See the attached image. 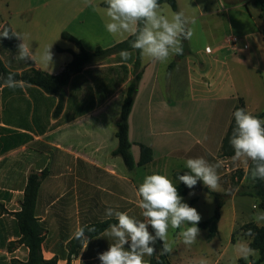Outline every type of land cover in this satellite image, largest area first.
I'll return each mask as SVG.
<instances>
[{
	"label": "crops",
	"instance_id": "obj_1",
	"mask_svg": "<svg viewBox=\"0 0 264 264\" xmlns=\"http://www.w3.org/2000/svg\"><path fill=\"white\" fill-rule=\"evenodd\" d=\"M217 1L218 8H213L202 0H177L179 12L190 21L195 20L190 25L193 35L182 40L187 45L182 57L173 55L161 63L142 55V78L129 119V136L133 146L139 148V144H144L153 150V161L144 167L130 171L120 156L113 155L119 143L116 124L134 79V51L127 61L117 54L87 65L72 76L59 116L54 115L59 103L55 95L29 84L23 89L0 85V194L13 192L4 187L6 178L23 180L19 208L8 214L11 222L5 220L0 206V252L9 264L13 259L28 258L25 246L11 244L19 240L13 213L21 209L32 173L45 169L49 172L42 181L36 207V216L46 230L43 255L45 259L56 258L59 264H67L68 244L78 228L115 219L106 215L108 208L142 220L137 189L144 177L159 173L178 186L174 173L189 171L185 161L195 157L219 165V187L215 191L198 181L202 189L188 188L183 197L200 213V223L220 212L218 234L209 241H216L223 227L229 229L227 246L219 251L214 264H222L230 245L249 247L250 238L237 235L235 242L232 239L244 225L256 224L253 218L258 208L253 205L250 209L253 198L234 191L226 206L218 209L216 200L205 190L221 195L229 192L230 177L236 168L244 171L243 186L252 188L264 183L248 178V165L242 161L220 158L239 99L244 100L248 112L264 119V20L253 0L246 1V10L243 4H237L244 0ZM104 2L0 0V32L8 26L22 33L32 59H17L22 41L15 37L8 39V45L0 38V58L14 72L36 69L58 75L73 60L70 51H79L74 43L62 39L64 32L75 36L91 52L127 40L132 35L107 32ZM226 2L234 5L226 6ZM171 9L163 4L159 11L171 18ZM196 33L203 40L201 44L196 42ZM50 46L53 60L46 64L42 53ZM132 151L138 161L140 149ZM257 226L264 227V222ZM149 231L152 232L150 227ZM106 239L109 238L101 234L89 240L71 264H101L98 254L108 249L109 245H104ZM19 251H23V258L17 256ZM150 258L144 257L147 264ZM258 258L259 252L245 260L240 252L237 264H253Z\"/></svg>",
	"mask_w": 264,
	"mask_h": 264
},
{
	"label": "clouds",
	"instance_id": "obj_2",
	"mask_svg": "<svg viewBox=\"0 0 264 264\" xmlns=\"http://www.w3.org/2000/svg\"><path fill=\"white\" fill-rule=\"evenodd\" d=\"M91 4V0H85ZM104 13L107 17L105 27L108 33L117 35L128 33L135 38L130 47L139 50L141 55L165 63L173 55L183 54L182 40L190 39L193 29L190 26L195 20H189L183 12L174 13L171 18L160 13L159 0H105ZM15 37L22 42L18 45L17 59L26 62L32 59V51L25 43V37L18 31L7 27L0 32V38ZM122 61H127L131 53L120 52ZM42 60L51 64L53 54L51 46L42 53ZM3 86L10 89L25 88L28 82L17 80L15 74L9 73ZM235 127L232 130L230 144L234 149L233 161H242L248 167L246 174L252 181H264V119H260L245 108H238L233 113ZM218 164L209 163L203 157L188 158L185 168L189 171L178 176L187 188L193 189L198 181L215 191L219 187L220 176ZM193 193H190L192 195ZM138 207L142 220L130 216L125 211L113 208L106 210L108 217H114L104 229L103 236L111 241L106 251L98 254L101 264H147L145 256L156 254L154 245L162 241L160 254H168L173 250V241H169V229L179 230L182 243L191 246L200 235L198 224L201 215L197 209L184 202L176 185L166 175L152 173L146 175L137 189ZM254 222H264V211L254 216ZM149 227L153 232L149 231ZM88 231H95L89 228ZM247 235H252L251 230ZM75 237L82 242H89L85 228L80 227ZM127 246V247H126ZM239 251L245 260L258 256V251L251 247H240Z\"/></svg>",
	"mask_w": 264,
	"mask_h": 264
},
{
	"label": "trees",
	"instance_id": "obj_3",
	"mask_svg": "<svg viewBox=\"0 0 264 264\" xmlns=\"http://www.w3.org/2000/svg\"><path fill=\"white\" fill-rule=\"evenodd\" d=\"M254 5L261 11V18L264 20V0H253ZM160 6L163 4H168L172 10L177 13L179 12L177 0H159ZM106 7L105 2L102 4ZM10 29V27L5 26ZM4 27V28H5ZM134 36H130L127 40L114 45L111 48L103 49L97 48L95 51L86 50L79 39L75 36L64 32L62 34V39L72 42L78 48V52L70 51L73 55V60L67 64L64 70L58 75H52L44 71L30 69L22 73L14 72L9 70L2 59L0 58V85L3 84L4 79L9 73L15 74L17 80L26 81L29 85H34L41 88L44 92L50 95H55L59 99L58 106L55 110L54 115L59 116L64 108V103L66 99V86L70 81L71 77L81 73L87 65L94 64L103 61L109 57L120 54L122 50H127L129 52L134 51L136 53V59L133 66L134 79L130 83L124 103L122 106L121 116L116 124L117 132L116 137L118 139V147L114 150V156H120L126 167L132 171L137 167H144L153 161V150L144 145L139 144L140 158L136 161L132 155V142L129 136V119L133 111L136 96L138 93L139 83L142 78V55L139 50L132 49L130 47ZM2 42L8 45V39L1 38ZM187 45H183V54L187 51ZM60 51L61 49L58 48ZM179 55V57H182ZM173 64L170 69L173 68ZM238 108H245V102L243 99H239L237 105L235 106L233 113ZM259 118V116H257ZM235 127V119L233 116L231 125L223 140L220 158H232L234 156V149L230 144V138L232 135V130ZM49 172L47 169L42 172L32 173L27 180V184L24 190L23 200L21 202V209L18 212L13 213L16 224H17V235L19 240L13 242L11 246L15 244L25 246L29 253L26 261H21L18 259H13L11 264H59L58 259H45L43 255L42 245L46 239V230L39 222L36 216V207L39 197V192L41 188L42 181L48 176ZM183 175L182 173H174V177L178 180V176ZM244 178V171L241 168H236L231 174V190L224 195L212 192L210 190H205L211 197H213L217 202L218 209H221L225 200L228 199L234 191H237L238 195L257 197L261 200V208L264 209V183H260L252 188H248L241 184ZM179 181V180H178ZM180 196L184 197L188 193V188L179 182L176 186ZM115 219H109L104 222H99L84 227L85 233L89 240L96 238L104 233V229L108 227L109 224L115 223ZM220 222V212L217 211L214 216L199 224V228L208 231V238L213 239L218 234V224ZM89 228H94L95 231H88ZM151 229V227H150ZM251 230L252 235H247ZM153 232V230L151 229ZM154 234V232H153ZM241 235L246 238H250L249 247L256 249L259 252V258L253 264H263L264 263V227H259L254 223H249L244 225L240 230L233 234V241L235 242L236 236ZM159 241V240H157ZM162 247V241H159ZM86 242H82L75 236L68 244V262L71 264L72 260L76 258L81 250L83 249ZM243 260H240V263ZM149 264H172L169 258V253L156 256L155 254L151 256Z\"/></svg>",
	"mask_w": 264,
	"mask_h": 264
},
{
	"label": "rangeland",
	"instance_id": "obj_4",
	"mask_svg": "<svg viewBox=\"0 0 264 264\" xmlns=\"http://www.w3.org/2000/svg\"><path fill=\"white\" fill-rule=\"evenodd\" d=\"M247 0L237 2V4H243V8H245V3ZM202 2L205 4L211 5L213 8H218V1L217 0H202ZM234 5V3L226 2V6ZM252 7V6H251ZM169 8V7H167ZM172 14L175 12L171 9ZM174 12V13H173ZM196 42L201 44L203 40L200 38V34L196 33ZM194 45H196L195 41H193ZM95 51V50H94ZM135 151L139 152V148L134 145L133 148ZM133 152V151H132ZM228 165H232L233 163L228 162ZM232 168V167H231ZM136 175H134V179H136ZM228 177H226V183L228 182ZM250 183V180L248 181ZM4 187L8 189H13V192L7 193L6 195L4 192L0 194V206L1 211L3 214H5V220L11 222V218L8 214L9 212H12L13 210H16L19 208V200L21 198V191L23 189V180L22 178H13L10 180L9 178H6V183H4ZM4 196H9L10 198H5ZM251 204L250 209L253 207V205H256L258 208L257 212L263 211L261 209V200L257 197H251ZM230 197L225 200L223 206H226L228 201H230ZM222 206V208H223ZM206 210H204V215L206 213ZM253 210V209H251ZM200 214V213H199ZM200 229V235L197 237L196 243H194L191 246H186L182 243L181 240H178V230L177 229H169V241H173V250L171 253H169L170 260L173 264H214L215 261L218 258L219 251L224 250L227 246L228 240H229V229L228 227H223L220 236L214 240L213 242L208 240V233L206 230ZM237 237V236H236ZM110 240L106 239L104 245H109ZM156 252L160 253L161 245L160 242L157 241L154 245ZM241 245L233 246L230 245V247L226 250L225 256L222 258V264H237L238 260L237 257L240 253L239 248ZM17 256L20 258H23V251H19L16 253ZM11 256H15L14 254ZM8 257V256H7ZM9 259L6 258L3 252H0V264H9Z\"/></svg>",
	"mask_w": 264,
	"mask_h": 264
},
{
	"label": "water",
	"instance_id": "obj_5",
	"mask_svg": "<svg viewBox=\"0 0 264 264\" xmlns=\"http://www.w3.org/2000/svg\"><path fill=\"white\" fill-rule=\"evenodd\" d=\"M193 189L201 190L202 187H200L199 185H196Z\"/></svg>",
	"mask_w": 264,
	"mask_h": 264
},
{
	"label": "built area",
	"instance_id": "obj_6",
	"mask_svg": "<svg viewBox=\"0 0 264 264\" xmlns=\"http://www.w3.org/2000/svg\"><path fill=\"white\" fill-rule=\"evenodd\" d=\"M232 41H233V42H237V38H233V40H232ZM207 52H209V53H210V52H211V50H210V49H208V50H207Z\"/></svg>",
	"mask_w": 264,
	"mask_h": 264
}]
</instances>
